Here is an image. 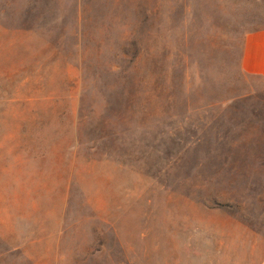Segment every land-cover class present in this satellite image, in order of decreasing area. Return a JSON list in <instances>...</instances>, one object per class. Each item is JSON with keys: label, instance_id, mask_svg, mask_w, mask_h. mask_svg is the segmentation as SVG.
Instances as JSON below:
<instances>
[{"label": "rangeland", "instance_id": "1", "mask_svg": "<svg viewBox=\"0 0 264 264\" xmlns=\"http://www.w3.org/2000/svg\"><path fill=\"white\" fill-rule=\"evenodd\" d=\"M264 0H0V264H264Z\"/></svg>", "mask_w": 264, "mask_h": 264}, {"label": "crops", "instance_id": "2", "mask_svg": "<svg viewBox=\"0 0 264 264\" xmlns=\"http://www.w3.org/2000/svg\"><path fill=\"white\" fill-rule=\"evenodd\" d=\"M240 68L243 73L257 77L264 84V28L245 35Z\"/></svg>", "mask_w": 264, "mask_h": 264}]
</instances>
